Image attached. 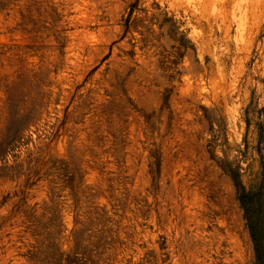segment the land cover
<instances>
[{
    "label": "rangeland",
    "instance_id": "rangeland-1",
    "mask_svg": "<svg viewBox=\"0 0 264 264\" xmlns=\"http://www.w3.org/2000/svg\"><path fill=\"white\" fill-rule=\"evenodd\" d=\"M0 264H264V0H0Z\"/></svg>",
    "mask_w": 264,
    "mask_h": 264
}]
</instances>
